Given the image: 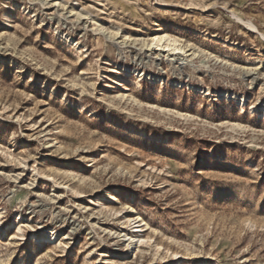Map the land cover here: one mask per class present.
<instances>
[{
    "label": "rangeland",
    "instance_id": "374dc122",
    "mask_svg": "<svg viewBox=\"0 0 264 264\" xmlns=\"http://www.w3.org/2000/svg\"><path fill=\"white\" fill-rule=\"evenodd\" d=\"M0 216V264H264V0H0Z\"/></svg>",
    "mask_w": 264,
    "mask_h": 264
},
{
    "label": "bare ground",
    "instance_id": "6f19581e",
    "mask_svg": "<svg viewBox=\"0 0 264 264\" xmlns=\"http://www.w3.org/2000/svg\"><path fill=\"white\" fill-rule=\"evenodd\" d=\"M46 1V0H45ZM49 1V0H48ZM58 5V3H56L54 6H57ZM251 26V29L253 30V31H255L256 33H259V30L257 29V27H255L254 25H250ZM156 41L158 42V43H161L162 42V39H160V38H158V39H156ZM171 51L172 52H174V54H180L181 52H182V49L181 48H177V47H175L174 49H171ZM224 96V97H226V98H230V94L227 92V93H219V92H217V97H221V96ZM232 98V97H231ZM234 100L237 102V103H239L241 106H242V104H245L246 103V100L245 99H243V98H241V97H238L237 95H235V97H234ZM253 112H255V111H257L258 109L256 108V107H252V109H251ZM0 221H1V216H0ZM140 222H142V221H140ZM140 227V226H139ZM138 227V228H139ZM17 229H18V231H19V233L20 232H22V228L18 225L17 226ZM139 232H141V230H139ZM35 237H36V241L37 242H50V243H57V239H56V237H55V235H51V234H48V233H43L40 237H39V235L37 234V235H35ZM130 240H131V245L133 244V243H135L136 242V240H137V237H131L130 238ZM140 240V239H139Z\"/></svg>",
    "mask_w": 264,
    "mask_h": 264
}]
</instances>
